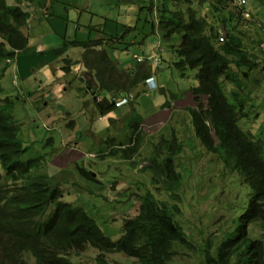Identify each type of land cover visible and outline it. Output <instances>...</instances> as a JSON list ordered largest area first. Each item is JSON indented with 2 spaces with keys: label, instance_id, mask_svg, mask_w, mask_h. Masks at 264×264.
<instances>
[{
  "label": "trees",
  "instance_id": "1",
  "mask_svg": "<svg viewBox=\"0 0 264 264\" xmlns=\"http://www.w3.org/2000/svg\"><path fill=\"white\" fill-rule=\"evenodd\" d=\"M233 3L234 0H148V5L139 9L148 8L151 16H156L148 34L170 43L174 56L171 66L179 77L186 79L194 72L193 84L188 90L178 92L190 104L184 110L195 137L192 136V146L199 143L226 172L237 175L239 185L243 186L239 193L247 198L237 210L238 215L225 221L227 230L217 244L212 247L210 242L204 243L203 264H264V137H256L239 123L241 119L248 120L245 107L254 97L250 94L251 85L259 84L252 75L258 63L244 48L239 30L244 19ZM51 6L52 0H0V73L7 61L27 46L24 29L31 18L30 10L44 11V17L49 16L46 11ZM43 20L50 23L47 18ZM219 27L223 31L221 35ZM132 28L123 25L114 34H107L101 25L88 26L96 35L93 38L88 35L84 40L66 39L61 33L60 47L53 50L59 55L68 46L83 49L77 64L91 72L90 80L83 77L81 80L83 88L92 93L96 115L103 116L116 109L115 99L155 76L148 65L154 58L149 55L140 54L144 61L123 69L104 50L109 47L120 51L116 46L127 44L124 38ZM162 49L156 52L158 58L154 55L157 60ZM75 63L65 60L62 73L69 74ZM261 68L264 69V64ZM93 87L100 89L99 92L106 90L108 96L98 101ZM2 98L0 181L4 182L0 183V264H74V258H79L76 264H87L84 258L88 252L92 264H111L107 254L114 253L134 259L137 264H170L176 255L175 246L194 249L175 220L183 184V176L177 170L183 144L175 134L161 135L153 143L154 154L144 161V171L154 192L137 194L134 213L124 217L121 234L112 241L85 208L64 201L55 177L32 174L41 168V157L20 160L27 147L19 138L20 128L12 114L15 101ZM177 99L178 95L169 94L170 101H182ZM169 100L163 108L169 106ZM87 104L83 101L82 106ZM132 120L126 141L116 137L104 139L98 159L132 161L139 155L143 120L139 117ZM259 130L264 135V122ZM78 173L84 182L100 184L90 171L79 168ZM155 192H162L166 198H156Z\"/></svg>",
  "mask_w": 264,
  "mask_h": 264
},
{
  "label": "rangeland",
  "instance_id": "2",
  "mask_svg": "<svg viewBox=\"0 0 264 264\" xmlns=\"http://www.w3.org/2000/svg\"><path fill=\"white\" fill-rule=\"evenodd\" d=\"M56 1L55 5L59 7L63 2L74 3L76 0ZM109 1H112L111 4ZM109 1L104 0L107 5L97 8L100 16L106 18L110 15V17H107L109 22L106 23L105 29L108 30L112 26L115 31H118L123 25H130L135 28H132L133 30L124 38L126 45L122 46L120 44L116 46V49H121L120 51L115 49L114 51H108L109 56L114 53V62L117 64H122L123 62L134 64L136 62L134 56L145 59L137 54L140 55L146 51L147 53L152 51L149 56L148 54L146 56L151 58L156 56L158 58L156 52L163 48L159 52V68H162L161 58L164 66L156 74L163 80L164 84L162 86H165L166 99L169 100L170 93L177 94L188 90L194 82V72H190L188 78L181 79L178 72L171 66L174 56L170 43L160 38L159 48L155 49L153 47V44L157 47L158 39L149 35L148 32L150 23L157 20L156 16L154 14L151 16L148 8L139 9L141 5L147 6L148 0ZM97 2V0H77V3L82 5L79 9L89 8L92 3L95 9ZM263 2L248 0L246 8L249 12V20L240 21L239 24L244 48L256 58L258 63V68L253 71L252 75L259 81L258 86L251 85L250 94H252L251 96L254 95V97L251 98L245 107L248 120L241 119L239 123L244 130H249L256 137H264L259 130L261 123L264 122V69L261 68L264 64V43H262L264 42ZM68 6H71V4ZM70 8V22L68 23H73V27H75V24L81 25L82 23H78L79 12H75L73 7ZM202 12L200 11V14ZM80 16L86 18L85 13H81ZM88 17L91 16L88 15ZM98 21L101 22L100 19L93 17V26L99 24ZM100 25L103 26V23L101 22ZM26 26L24 35L27 39L41 34L48 35V30L42 28V26H47L42 25L40 21L31 20L30 18ZM218 33L219 35L223 34L220 27ZM87 34L90 38L96 35L95 31H89ZM78 36L80 35H77L76 39H78ZM70 38L73 39V37ZM83 38L86 39L87 37ZM141 38H144V40L139 43ZM176 43L177 40H175ZM82 52L83 49L71 46H68L59 55H55L53 51L54 56L58 57L57 62L52 63L53 69H48L49 65H42L35 70V75L39 77L35 83L32 82L34 89H37L36 93L33 94L35 97L29 96L25 98V96H21L19 92H29L32 95V91H27L25 89L26 85H21L18 79L8 78L7 73H4L6 66L16 60L18 55L14 59L8 60L5 69L0 73V83L3 90L0 94V99H3L2 97H10L15 101L12 114L20 128L19 138L22 140L24 147H27L20 160L25 161L41 157L43 159L40 162L41 168L32 171V174L53 176L56 179L59 177L61 182H57H59V186L62 189L64 201L85 208L96 220L104 235L115 241L121 234L124 217L131 216L135 211L138 200L137 194H142L145 191L154 192L148 184L147 172L144 171V161L154 154L153 143H156L162 134H168L169 136L175 134L183 144V151L177 158V170L183 176V184L180 191L182 201L178 206L175 220L187 234L189 241L194 245V249L189 250L175 246L176 255L172 258L170 264H203L201 249L204 243L208 241L212 247L217 244L222 233L227 230L225 221L236 217L238 215L237 210L243 200L247 199L243 197L242 193H239L240 189L243 190V186L239 185L237 175L226 172L222 164L214 160L199 143L194 142L192 146V136L194 137V135L189 122V115L184 110L190 105L187 100L175 101L176 104H173L172 108H163L161 106L162 110L158 111L161 104L164 106L163 102L165 100L160 96L164 87L158 86L156 79L157 91L145 95V90L139 85L133 90L135 98L128 99L123 106L117 105L116 109L107 112L103 116L96 114V116H92L94 110L92 99L94 98L90 96L92 93H88L83 88L84 83L80 76L81 64H77ZM65 60H71L72 63L76 61L67 75L62 74L61 69H59V67L64 66ZM45 74L46 80H44ZM54 74H57L60 80ZM3 77L6 78L3 79ZM14 82L16 84L12 86ZM59 82H62L63 87ZM6 84L8 87L5 88ZM40 88L45 90L46 95H48V97L44 98L45 102H47V105L44 104V106L42 105L44 96L40 94ZM93 90L95 95L99 96L97 97L98 101L104 96H108L106 90L99 92L100 89L95 90V87H93ZM153 95L161 101L154 103L153 109L142 107V101L147 104V102L151 101ZM76 97L82 100V103L87 101V106L79 105ZM256 97L258 98L255 101ZM24 100H33L36 104H31L30 102L23 104ZM113 113L117 114L113 118L123 115V117L119 118L118 124L115 122L112 125L114 128L119 126L128 127L135 117L147 119L142 121L140 127L144 137H142L139 155L132 161H123L116 158L100 160L97 157L89 156L91 154L97 156L103 147L104 137L109 131L110 133L114 132V135L116 132L119 133L120 136L116 138L126 141L125 135L119 130H111L110 121ZM125 114L126 117H124ZM90 116L92 117L89 119ZM87 117L88 122H95L92 124V128H96L98 131L91 129L94 131L95 138L101 140L99 145L95 146L84 131L88 127L84 128L82 121L86 123ZM100 119L105 122L106 126L98 129L97 121ZM76 131L80 134L83 133V136L75 135ZM76 165L84 167L92 175L95 174L100 184L84 182L75 168ZM58 170H64L65 172H56ZM53 173L55 175L63 173L64 175L57 177L52 175ZM2 182H4L3 179L0 183ZM113 182L115 184L110 189V185ZM81 183H86L90 188ZM99 188H103V190L99 191ZM154 194L160 200L166 198L162 192H155ZM84 260L87 264H92L90 252L87 253ZM72 261L76 264L79 262V258H74ZM107 261L111 264H137L134 259L117 253L107 254Z\"/></svg>",
  "mask_w": 264,
  "mask_h": 264
},
{
  "label": "crops",
  "instance_id": "3",
  "mask_svg": "<svg viewBox=\"0 0 264 264\" xmlns=\"http://www.w3.org/2000/svg\"><path fill=\"white\" fill-rule=\"evenodd\" d=\"M97 1L98 2H97V4H95V9L93 8V5H92L93 3L90 5L89 8L79 9L82 5L78 4L77 0L74 3L63 2V3H61V5L59 7H56V5H55L57 1L56 0H52V8H49V10L46 11L49 14V16L45 15L44 17H43V13H45L44 11L30 10L31 20L35 19L37 21L42 22V25H46L47 27H43L42 26V28H46L48 30V35L45 36V35L41 34V35L29 37L28 38V44H27L25 50L23 52L17 54L18 55L17 59L12 61L11 64H8L6 66V71H4V73L5 72L7 73L8 78L11 77V78H13V80L18 79L19 82L21 83V85H26L25 89L27 91H32V95H30L29 92H19L21 96H25V98L29 97V96L35 97L33 94L36 93L37 89H34L35 87H34V85H32V82L35 83L37 81V79H39V77L35 75V70L39 66H42V65H44V66L49 65L48 69H51V70L53 69V64L52 63L57 62V58H58V57L54 56L53 50L58 48V46L61 44V40H60L61 36L65 37L66 39H71L70 37H73V39H74V38H77V35H80V36H78V40H83L84 39L83 37H87L88 36L87 33L90 31L89 29H87V27L94 25L93 24V17L98 18V19L101 20V22L103 23V29H104V31L106 33H113L114 34V28L112 26H110L108 30L105 29V27L107 26L106 23L109 22L107 17H110V15H108L105 18L103 16H100L98 14L99 12L97 11V8L99 6H106L107 2H104V0H97ZM106 1H109V0H106ZM111 2L109 1L110 4H111ZM67 4L68 5L71 4V6H68ZM70 7H73L75 9L74 10L75 12H79V14H78L79 15L78 16V23H82L81 25L75 24V27H73V23H70V24L68 23V22H70V18H69V15H70L69 12H70V9H71ZM81 13H85L86 14V18H82V16H80ZM88 15H90L91 17H88ZM34 16H36V17H34ZM44 18H47L50 23H48L45 20H43ZM101 22H99V24H96V25H100ZM51 27H53L55 32L52 30ZM81 29H85V30H81ZM61 33H62V35H61ZM155 37H156V39H158V45L157 46H159L160 45V39H159L160 37H157V36H155ZM153 47L155 49L158 48V47H156L155 44H153ZM99 49L100 48H97V50H99ZM104 50L106 51L108 57L112 61H114V53L111 56H109V54H108V51H110V50L114 51V50L110 49V48H105ZM73 52H77V51H73ZM151 52L152 51H150L149 53H151ZM149 53H147V51H146L145 53H142L141 55L145 56L147 54L149 55ZM137 55L141 56L139 54H137ZM159 56H160V54H159ZM51 60H53V61H51ZM118 65L120 67H122L123 69H128V68L132 67L133 63L132 64H127L126 62H123L122 64H118ZM161 66H162V68L164 66L162 64V58H161ZM162 68L160 67L158 69H153L151 67L150 71L155 74L154 77H156L155 79H156V83L158 84V86L164 87L163 88L164 90L162 91L160 96H162L163 99L165 101H167V99L165 97V86H162L164 84L163 80H161L158 77V75L156 74V72L161 70ZM59 69H61V67H59ZM80 71H81L80 72V74H81L80 76L83 77V79L88 80V79L92 78L91 72L89 70H85V69H83L81 67ZM54 76L57 77L60 80V77L57 74L56 75L54 74ZM5 78L3 77V79H5ZM46 79H47V77H46V74H45L44 75V80H46ZM6 82H8V81H6ZM59 83L62 85V82H59ZM152 83L155 84V80L154 79H153ZM15 84L16 83L14 82V85H12V86H15ZM4 87L6 88V87H8V85L6 84ZM62 87H63V85H62ZM51 89H52V87H51ZM156 90H158V87L156 88ZM40 94H42L44 96L43 97V101H42V105L43 106H44V104L47 105V102H45V100H44L45 97H48V95H46V91L41 89V93ZM177 95H178V98H179L177 100H182L180 98V96H182V94L178 93V94H176V96ZM76 101H79V105L82 104V100H79L77 97H76ZM157 101H161V100H159L158 97H155V95H153V97L151 98L150 102H147V104H145L142 101L141 105H142V107L145 106L147 108H152L153 109V107H154L153 105ZM29 102L31 104H36L33 100H30V101L24 100L22 103L23 104H27ZM176 102H179V101H176ZM176 102L170 101L169 102V106L166 107V108H172V105L176 104ZM161 105H160L158 111L162 110ZM92 114H93L92 116H96L95 113H94V110H93ZM92 116H90L89 119ZM116 116H117V114L113 113L111 120H113L115 122L117 121V123H118L119 118L123 117V115H120L117 118H113V117H116ZM141 119L143 121L147 120V119H143V118H141ZM82 122H83L82 126L84 128L88 127V129L84 130L85 133L87 134L88 138L92 140V142L94 143L95 146L99 145V143H101V140L95 138V136H94V131H96L97 129L96 128H92L93 127L92 124H94L95 122H88V117H87L86 123L84 121H82ZM165 122H166V120L163 123L165 124ZM113 124H114V122H113ZM112 125H111V130H113V131H114V129L116 131L119 130L123 135H125V137L129 136L130 131L127 130V126H125V127L119 126L118 128H114ZM104 126H106V124H105V122L102 119L97 121L98 129L103 128ZM173 131L176 132L174 129H173ZM76 134H78L79 137L83 136V133L80 134L78 131L75 132V135ZM162 135L165 136V137H169L168 134H165V135L162 134ZM118 136H120L119 133L116 132L115 135H114V132L110 133V131H109V132L106 133L104 139L107 138V137H118ZM177 138L179 139L178 136H177ZM75 168L77 169V165L75 166ZM56 172H65V171L64 170H58ZM52 175L58 177L59 175L63 176L64 174L63 173H58L57 175H55V173H53ZM56 181H60L61 182V179L58 177L56 179ZM81 184L84 185V186H87L88 188H90L85 183H81Z\"/></svg>",
  "mask_w": 264,
  "mask_h": 264
},
{
  "label": "built area",
  "instance_id": "4",
  "mask_svg": "<svg viewBox=\"0 0 264 264\" xmlns=\"http://www.w3.org/2000/svg\"><path fill=\"white\" fill-rule=\"evenodd\" d=\"M235 4V8L236 10L238 11V14L239 16L242 18V19H246L249 17V12L245 9L246 5H247V0H234V3ZM221 40V39H220ZM136 59L137 62H141L143 61L142 58L140 57H137V56H134ZM147 62L150 61V59L146 60ZM153 62H149L152 67H157L158 66V63H159V59L157 60L156 58H154L152 60ZM125 98L121 99L120 102H118L119 106H122L126 103V100L128 99L129 96H134L133 94H126L124 95Z\"/></svg>",
  "mask_w": 264,
  "mask_h": 264
},
{
  "label": "bare ground",
  "instance_id": "5",
  "mask_svg": "<svg viewBox=\"0 0 264 264\" xmlns=\"http://www.w3.org/2000/svg\"><path fill=\"white\" fill-rule=\"evenodd\" d=\"M7 63H8V61H7ZM153 79L155 80V78L154 77H148V78H146L145 80H144V82H143V84L141 85L142 87H143V89L145 90V95H147L148 93H151V92H153V91H155L156 90V88H157V86H156V83L154 84V83H152L153 82ZM135 90V89H134ZM89 91V90H88ZM157 91V90H156ZM132 93H133V90L131 91ZM134 94V93H133ZM91 97H92V94L90 95ZM171 96V95H170ZM132 97H134L135 98V94H134V96H129L128 97V99H131ZM123 98H125V96H124V94H122L121 96H119L117 99H115V108H117V105H119L118 104V102H120V100L121 99H123ZM146 98H147V96H146ZM127 99V100H128ZM126 100V101H127ZM164 103V102H163ZM162 106V105H161ZM113 110V109H112ZM111 111V110H110ZM15 121V120H14ZM114 122V124H115V121H113ZM117 122V121H116ZM119 123V122H118ZM117 123V124H118ZM91 155H94V154H91ZM91 155H89V156H91ZM94 157H96V155H94Z\"/></svg>",
  "mask_w": 264,
  "mask_h": 264
},
{
  "label": "clouds",
  "instance_id": "6",
  "mask_svg": "<svg viewBox=\"0 0 264 264\" xmlns=\"http://www.w3.org/2000/svg\"><path fill=\"white\" fill-rule=\"evenodd\" d=\"M235 7V6H234ZM246 7H247V5H246ZM245 7V9L247 10V8ZM236 9V8H235ZM244 20H249V17L248 18H246V19H244ZM160 60V59H159ZM136 61V60H135ZM144 61V60H143ZM137 62V61H136ZM149 65V67L151 68L152 67V65H150V64H148ZM153 69H158L159 68V63H158V66L157 67H152ZM131 94H133L132 92H130ZM130 93H127V94H130ZM124 95H126V93H124ZM134 95V94H133ZM123 106V105H122ZM91 157H93L94 158V155H91ZM79 168H82V169H85L84 167H79V166H77V171H78V169Z\"/></svg>",
  "mask_w": 264,
  "mask_h": 264
}]
</instances>
